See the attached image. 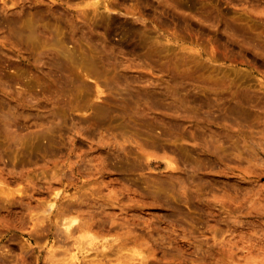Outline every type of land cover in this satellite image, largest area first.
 <instances>
[{
	"label": "rangeland",
	"instance_id": "1",
	"mask_svg": "<svg viewBox=\"0 0 264 264\" xmlns=\"http://www.w3.org/2000/svg\"><path fill=\"white\" fill-rule=\"evenodd\" d=\"M74 255L264 264V0H0V264Z\"/></svg>",
	"mask_w": 264,
	"mask_h": 264
},
{
	"label": "bare ground",
	"instance_id": "2",
	"mask_svg": "<svg viewBox=\"0 0 264 264\" xmlns=\"http://www.w3.org/2000/svg\"><path fill=\"white\" fill-rule=\"evenodd\" d=\"M56 195H57V193H56ZM77 222V219L76 218H70V219H67V218H65L64 219V222H63V224H62V229L64 228V230H65V233L66 232H70V229H71V227L75 224ZM91 237V236H90ZM71 255H73V253L71 254ZM75 259H76V256L74 255V256H72L71 257V263L70 264H72L73 262H75ZM81 262V261H80ZM83 263V262H82ZM81 264V263H80Z\"/></svg>",
	"mask_w": 264,
	"mask_h": 264
}]
</instances>
